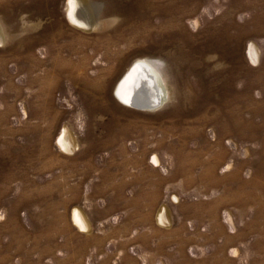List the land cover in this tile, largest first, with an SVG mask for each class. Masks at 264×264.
Listing matches in <instances>:
<instances>
[{
    "label": "rangeland",
    "instance_id": "1",
    "mask_svg": "<svg viewBox=\"0 0 264 264\" xmlns=\"http://www.w3.org/2000/svg\"><path fill=\"white\" fill-rule=\"evenodd\" d=\"M77 1L0 0V264H264V0Z\"/></svg>",
    "mask_w": 264,
    "mask_h": 264
},
{
    "label": "bare ground",
    "instance_id": "2",
    "mask_svg": "<svg viewBox=\"0 0 264 264\" xmlns=\"http://www.w3.org/2000/svg\"><path fill=\"white\" fill-rule=\"evenodd\" d=\"M80 4L81 3L77 0H68V16L76 25L88 29L90 26V20L87 16L85 17L79 14V9L83 8ZM140 78L141 81H138ZM162 84L160 75L149 62L146 60H137V62H134L131 65L118 83L115 94L127 105L152 109L165 100L166 95ZM128 99H130V101H128ZM61 137L63 138V142H65L64 144H66L67 147H70L69 142L66 141L65 134ZM81 225H83V222H81Z\"/></svg>",
    "mask_w": 264,
    "mask_h": 264
},
{
    "label": "flooded vegetation",
    "instance_id": "3",
    "mask_svg": "<svg viewBox=\"0 0 264 264\" xmlns=\"http://www.w3.org/2000/svg\"><path fill=\"white\" fill-rule=\"evenodd\" d=\"M138 60H144V59H138ZM135 62H137V60L135 61ZM148 62V61H147ZM153 67V66H152ZM154 68V67H153ZM155 69V68H154ZM156 71V70H155ZM153 73H154V71H153ZM141 109H143V108H141ZM63 135V134H62ZM78 215V216H77ZM76 215V218L78 219L77 221H78V223L80 224V226L81 227H84L85 226V223H84V221H83V219L81 218V216L79 215V214H77ZM81 222H83V225H81Z\"/></svg>",
    "mask_w": 264,
    "mask_h": 264
},
{
    "label": "water",
    "instance_id": "4",
    "mask_svg": "<svg viewBox=\"0 0 264 264\" xmlns=\"http://www.w3.org/2000/svg\"><path fill=\"white\" fill-rule=\"evenodd\" d=\"M131 79H132V77H131ZM131 79H129V80H131ZM127 82H128V80H127ZM128 85V84H127ZM125 98V97H124ZM128 101H130V99H128Z\"/></svg>",
    "mask_w": 264,
    "mask_h": 264
}]
</instances>
